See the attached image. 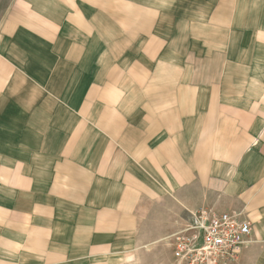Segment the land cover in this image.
<instances>
[{"label":"crops","instance_id":"obj_1","mask_svg":"<svg viewBox=\"0 0 264 264\" xmlns=\"http://www.w3.org/2000/svg\"><path fill=\"white\" fill-rule=\"evenodd\" d=\"M185 1H7L0 12V251L7 243L18 250L0 258L114 262L127 255L148 203L160 211L170 197L183 212L202 207L180 197L206 190L196 167L211 169L200 159L217 133L206 125L215 117L239 119L237 137L220 127L219 140L237 152L226 158L236 170L226 167L235 176L220 177L221 191L229 207L235 199L250 209L254 235L264 240V210L256 209L264 193L255 192L264 188V156L256 152L264 142L253 148L258 127L247 128L264 117L251 101H264V91L243 95L246 80L264 79V63L254 60L248 79L250 62L228 63L219 50L262 21L263 0ZM117 40L123 49L110 48ZM152 223L162 230L161 221Z\"/></svg>","mask_w":264,"mask_h":264},{"label":"rangeland","instance_id":"obj_2","mask_svg":"<svg viewBox=\"0 0 264 264\" xmlns=\"http://www.w3.org/2000/svg\"><path fill=\"white\" fill-rule=\"evenodd\" d=\"M7 1L8 0L2 1L0 5V12H2L5 9ZM161 1L164 2L165 4L172 2V0H161ZM182 3L185 4L186 1L181 0V4ZM88 7L89 6H85L86 9H88ZM260 9L264 11V0L261 2ZM89 10H91V7H89ZM117 10H119V7H117ZM261 17L263 18L262 21L260 22L253 21L251 23V29L247 31L245 30L244 38L241 37V40H237L236 38H228V49H219L223 51V52L221 51L223 55L221 59H224L225 56L228 63L246 62V61L250 62V64L246 65V69H244V71H247L249 74L245 77L248 79L253 78V75H251V70H252L251 67L253 64L251 63L255 62L254 60H258L264 63V12L261 14ZM81 40L82 39H80V41ZM103 40L104 42L107 41V39H103ZM84 42L86 43L87 41L84 40ZM109 46L111 49L112 48L114 49V47H116V49H123V40L113 41ZM213 50L214 49H212V51ZM137 56L139 58L141 57V55L140 56L137 55ZM132 59L134 60V56L132 57ZM257 83H258L257 86H253L251 80H249L248 82L246 80V82H244V94H243L244 98H248L249 100H251V97H249V95L253 89H259L261 92L264 91V79L260 78L259 82L257 81ZM233 86L235 85L233 84ZM251 101H253L258 107V109L256 107V109L253 112H256V110L264 109V101L260 99L257 102L255 100H251ZM232 102L236 103V101L229 100L228 103L229 106L231 105ZM253 109L254 108L251 103V105L246 109V111ZM238 121L239 119L230 118V117L224 119L215 117L212 119V121L206 122V125L208 124L211 125L213 129L217 131V133L212 134L211 147L208 149H204L203 153L205 159L204 158L202 160L200 159V161L202 162L206 161V163L211 162L212 165L210 170L209 168L206 170V173H202L203 171L200 170V167H196V178L200 180V174H201V179L206 178L208 181V185L206 187L205 192L203 193H202V188L201 190H199L200 193L197 190V195L195 198L188 199L186 195L180 197V203L194 202L196 208L199 207L200 205L204 207V204L207 203L209 204V207L205 205L204 208L215 209L218 211H221L223 209L225 210L227 208L233 209L235 206L236 208L237 207L240 208V210L237 211H241L246 219L249 218L250 209L248 207L246 208L243 205L239 206L235 199L234 201H232L233 203L230 200V202L233 204V205L231 204V206L233 207H229V205H227L228 199L224 197L226 190L224 189L223 193L221 191L223 185L220 182V177H224V179L222 180H227L228 177H230L231 179L235 175L232 174V176H230L231 175L230 173H232L234 169L236 170V166L232 164L224 165V163L226 162V158L229 156L235 157V154L237 152L235 150H232L231 146L225 144V142L229 143L230 141H227L225 139L221 141L219 140V137H222L225 134L224 132L219 133V131H220V127L224 126L226 128L231 129V133H230L231 135L237 137V131L234 126H236V123H238ZM252 125L258 127L257 133L259 132L258 134L255 135L252 144L253 148H256L259 141L264 142V117L250 119L247 128H250ZM233 132H235V134ZM223 146H226L227 148L225 149L220 148ZM248 146L249 145H247L246 147ZM256 152L264 156V149L260 148L259 150H256ZM244 153L247 154L250 153V151H246ZM261 162L264 165V157L262 158ZM226 167H229L230 169H232V171L226 173L225 170ZM198 183L199 182H197V184ZM255 192L256 195L262 196V194L264 193V188H258ZM163 200H164L163 210L160 211L153 210L154 207H152V205L148 203L146 209L147 214L141 215L142 218L141 219L142 222L140 223L141 229L137 231H133L134 233L131 238L132 241L131 247L126 252L127 255L119 257L118 260L114 262H101L100 264H175L172 254V247L169 245L168 241H166L164 238L168 237L169 235L173 234L176 230L180 229L184 224V222L188 219L189 213L185 209H184L185 212H183L182 210H180V207L177 208L175 204L171 203L172 199L170 197H165L163 198ZM256 209L264 210V202L262 203L261 201L260 205H258ZM153 221H159V222L161 221V225H163L161 226L162 230L159 227V225L153 224L152 223ZM143 224L148 225L146 230L143 229ZM258 234L261 233L258 232ZM258 234L255 233L256 236ZM252 235H253V239H252ZM255 235L251 225V232L248 236V242H249L248 245L242 250V252L238 255V257L235 260H232L226 264H264V240H257ZM263 239H264V233H263ZM250 242L252 243L255 242V243L250 245L251 244ZM12 246L13 245H10L9 243L5 244V248L7 249V251L4 253L0 251V254L8 255L18 250V247H12ZM5 259L6 258L3 259L0 258V264H27V263H19V262L13 263L11 261H6Z\"/></svg>","mask_w":264,"mask_h":264},{"label":"built area","instance_id":"obj_3","mask_svg":"<svg viewBox=\"0 0 264 264\" xmlns=\"http://www.w3.org/2000/svg\"><path fill=\"white\" fill-rule=\"evenodd\" d=\"M250 232L241 211L200 207L166 240L175 264H226L248 245Z\"/></svg>","mask_w":264,"mask_h":264}]
</instances>
